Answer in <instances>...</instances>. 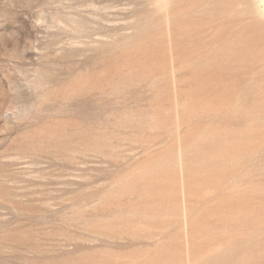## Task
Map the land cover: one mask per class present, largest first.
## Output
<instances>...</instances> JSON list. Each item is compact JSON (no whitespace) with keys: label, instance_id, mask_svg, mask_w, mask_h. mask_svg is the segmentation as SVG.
Wrapping results in <instances>:
<instances>
[{"label":"rangeland","instance_id":"1","mask_svg":"<svg viewBox=\"0 0 264 264\" xmlns=\"http://www.w3.org/2000/svg\"><path fill=\"white\" fill-rule=\"evenodd\" d=\"M262 4L0 0V264H264Z\"/></svg>","mask_w":264,"mask_h":264},{"label":"bare ground","instance_id":"2","mask_svg":"<svg viewBox=\"0 0 264 264\" xmlns=\"http://www.w3.org/2000/svg\"><path fill=\"white\" fill-rule=\"evenodd\" d=\"M263 6H262V10L261 11H259L258 10V14L259 15H261L262 16V18L264 19V4H262ZM264 21V20H263ZM260 23V22H259ZM253 24H254V22H253ZM254 27V26H253Z\"/></svg>","mask_w":264,"mask_h":264}]
</instances>
